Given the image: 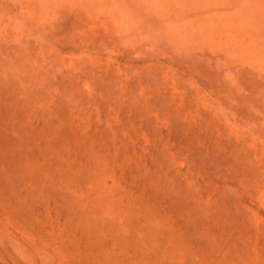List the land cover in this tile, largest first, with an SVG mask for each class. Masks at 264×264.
Wrapping results in <instances>:
<instances>
[{
	"label": "rangeland",
	"instance_id": "obj_1",
	"mask_svg": "<svg viewBox=\"0 0 264 264\" xmlns=\"http://www.w3.org/2000/svg\"><path fill=\"white\" fill-rule=\"evenodd\" d=\"M0 264H264V0H0Z\"/></svg>",
	"mask_w": 264,
	"mask_h": 264
}]
</instances>
